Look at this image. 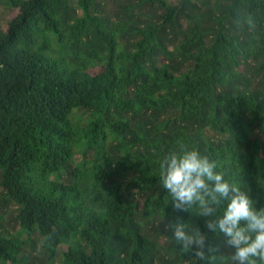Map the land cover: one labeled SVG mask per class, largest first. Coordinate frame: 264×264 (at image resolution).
Here are the masks:
<instances>
[{
    "label": "trees",
    "instance_id": "1",
    "mask_svg": "<svg viewBox=\"0 0 264 264\" xmlns=\"http://www.w3.org/2000/svg\"><path fill=\"white\" fill-rule=\"evenodd\" d=\"M0 4L18 12L0 26V201L46 264L62 246V264H239L206 227L230 201L175 208L162 164L196 149L264 208V0ZM29 261L0 230V264Z\"/></svg>",
    "mask_w": 264,
    "mask_h": 264
},
{
    "label": "clouds",
    "instance_id": "2",
    "mask_svg": "<svg viewBox=\"0 0 264 264\" xmlns=\"http://www.w3.org/2000/svg\"><path fill=\"white\" fill-rule=\"evenodd\" d=\"M217 165L208 157L201 156L198 150H185L182 155L172 153L162 164L163 186L169 191L174 207L188 210L198 204L203 216L214 215L220 198L229 200L222 218L218 222L209 221L206 227L215 231L219 229L228 239L229 246L234 248L232 259L239 264H256L253 257L264 260V208L253 207L252 199L239 187L230 184L220 172L214 171ZM208 182H213L210 187ZM231 193V196H230ZM211 196V202L205 197ZM242 221L246 224L242 225ZM174 239L182 242V250L193 249V254L205 259L206 237L199 230L194 235L185 232L182 224H173ZM255 233L254 239L249 233ZM211 251V249H208Z\"/></svg>",
    "mask_w": 264,
    "mask_h": 264
},
{
    "label": "rangeland",
    "instance_id": "3",
    "mask_svg": "<svg viewBox=\"0 0 264 264\" xmlns=\"http://www.w3.org/2000/svg\"><path fill=\"white\" fill-rule=\"evenodd\" d=\"M173 2L174 0H169ZM17 11L9 10L8 6L0 4V26L3 29L17 16ZM55 48V47H54ZM101 71V68L92 69L90 72L92 74H97ZM88 116L83 117V121H87ZM2 192L0 191V194ZM16 208L7 203L3 204L0 201V230L10 235L11 238H17L23 244V250L30 259L28 264H46L47 258L46 253L43 249L42 238L36 233L33 236H28L26 233H22L20 229L19 222L16 217ZM31 239V240H30ZM66 246H62L59 250L58 257L56 259V264H62L63 256L61 252L66 250Z\"/></svg>",
    "mask_w": 264,
    "mask_h": 264
}]
</instances>
